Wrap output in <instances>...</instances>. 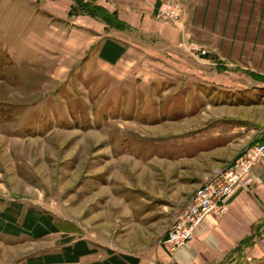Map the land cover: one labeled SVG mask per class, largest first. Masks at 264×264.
<instances>
[{
  "label": "rangeland",
  "instance_id": "1",
  "mask_svg": "<svg viewBox=\"0 0 264 264\" xmlns=\"http://www.w3.org/2000/svg\"><path fill=\"white\" fill-rule=\"evenodd\" d=\"M54 1L38 0L43 9L38 10L22 0H0V211L11 204L20 205L23 215L34 209L59 229L40 239L0 232V264H28L60 253L67 239L73 244L80 238L99 256L112 248L159 264L172 222L225 162L219 155L183 166L166 162L178 150L162 146L163 138L156 137L161 131L141 132L139 116L120 111L123 103L114 99L122 87L94 86L95 80L82 78L74 66L67 80L41 73L34 33L49 30L41 14L48 15L50 3L69 10L68 20L78 16L106 24L111 18L105 11L114 14L100 5L103 0H66L61 6ZM133 1L179 29L187 59L219 71L226 67L229 80L243 82L236 87L245 100L264 97V0ZM35 14L34 22L24 20ZM192 43L207 54H197ZM205 220L180 249L198 237ZM248 257L238 264H264L263 253Z\"/></svg>",
  "mask_w": 264,
  "mask_h": 264
},
{
  "label": "crops",
  "instance_id": "2",
  "mask_svg": "<svg viewBox=\"0 0 264 264\" xmlns=\"http://www.w3.org/2000/svg\"><path fill=\"white\" fill-rule=\"evenodd\" d=\"M37 1L22 0V4L29 7ZM62 1L66 0L54 2L61 6ZM100 3L117 15L118 28L86 17L69 21V10L51 3L44 9L48 15H41L48 19L49 30L34 33L40 44L34 47L41 73L67 80L74 66L82 78L91 76L94 86L108 82L122 87L121 96L114 99L123 103L120 111L139 116L141 132H162L156 135L163 138L162 146L178 150V156L173 152L171 159L165 160L173 165L219 155L225 165L215 170L223 169L237 153L264 143V97L245 100L236 87L243 82L229 80L226 67L219 71L206 61L187 59L180 48L179 29L159 20L150 7L133 0ZM36 16L24 20L34 22ZM57 18L64 24L56 25ZM31 67L29 71L35 70ZM232 85L236 88L229 89ZM229 90H236L232 99L227 97ZM253 177L252 186L237 188L228 214L207 218L194 241L172 256L161 246L163 260L159 264H238L244 254H264V161L255 167ZM106 253L82 256L78 264H109L114 259L132 264L127 257L138 259V264H158L112 248Z\"/></svg>",
  "mask_w": 264,
  "mask_h": 264
},
{
  "label": "built area",
  "instance_id": "3",
  "mask_svg": "<svg viewBox=\"0 0 264 264\" xmlns=\"http://www.w3.org/2000/svg\"><path fill=\"white\" fill-rule=\"evenodd\" d=\"M191 49L201 56L207 54L201 46L194 43ZM263 161L264 143H256L244 151L229 167L217 169L206 178L187 207L168 229L167 239L162 242L168 252L172 254L189 242L203 220L226 214L237 188L252 185L253 171Z\"/></svg>",
  "mask_w": 264,
  "mask_h": 264
},
{
  "label": "trees",
  "instance_id": "4",
  "mask_svg": "<svg viewBox=\"0 0 264 264\" xmlns=\"http://www.w3.org/2000/svg\"><path fill=\"white\" fill-rule=\"evenodd\" d=\"M105 11V10H104ZM111 20H103L107 25L118 28L120 24L117 15H109ZM95 14L93 13V16ZM99 18V17H98ZM101 18V17H100ZM105 19V18H104ZM21 222L19 223V219ZM0 232L19 236L23 233L30 235L34 239L43 238L51 233L59 232L58 227L53 223L52 218L44 213H39L34 209H29L23 215L22 207L17 204L9 205L6 210L0 211ZM72 239H67V245L62 248L60 253L47 255L43 258L32 259L28 264H78L82 256L97 253V249L90 248L87 241L78 239L71 244ZM132 264H138V259L127 257ZM107 262L97 263L106 264ZM108 264V263H107ZM109 264H121L119 260L112 261Z\"/></svg>",
  "mask_w": 264,
  "mask_h": 264
}]
</instances>
